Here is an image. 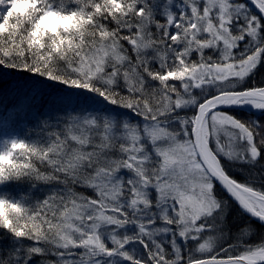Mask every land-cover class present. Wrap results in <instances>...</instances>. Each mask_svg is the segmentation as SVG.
<instances>
[{
    "label": "snow or ice",
    "instance_id": "snow-or-ice-1",
    "mask_svg": "<svg viewBox=\"0 0 264 264\" xmlns=\"http://www.w3.org/2000/svg\"><path fill=\"white\" fill-rule=\"evenodd\" d=\"M6 79L0 264H264V0H0Z\"/></svg>",
    "mask_w": 264,
    "mask_h": 264
},
{
    "label": "trees",
    "instance_id": "trees-1",
    "mask_svg": "<svg viewBox=\"0 0 264 264\" xmlns=\"http://www.w3.org/2000/svg\"><path fill=\"white\" fill-rule=\"evenodd\" d=\"M11 86H12V84H11V80L10 79L0 80V93H2V94L9 93L10 90H11ZM244 115L245 116H250V115H259V114H255V113H250V112L244 111Z\"/></svg>",
    "mask_w": 264,
    "mask_h": 264
},
{
    "label": "water",
    "instance_id": "water-1",
    "mask_svg": "<svg viewBox=\"0 0 264 264\" xmlns=\"http://www.w3.org/2000/svg\"><path fill=\"white\" fill-rule=\"evenodd\" d=\"M244 111H247V112H250L251 113V110L250 109H245ZM255 114H258V113H255Z\"/></svg>",
    "mask_w": 264,
    "mask_h": 264
}]
</instances>
